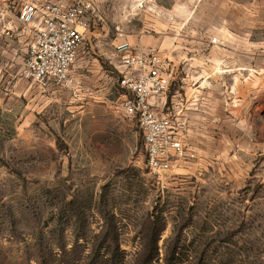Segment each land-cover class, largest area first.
Here are the masks:
<instances>
[{"label": "rangeland", "instance_id": "374dc122", "mask_svg": "<svg viewBox=\"0 0 264 264\" xmlns=\"http://www.w3.org/2000/svg\"><path fill=\"white\" fill-rule=\"evenodd\" d=\"M94 2L84 77L59 87L21 79L19 0H0V264H264V0ZM142 36L200 58L171 82L190 152L162 174L113 107Z\"/></svg>", "mask_w": 264, "mask_h": 264}, {"label": "built area", "instance_id": "2783aa9c", "mask_svg": "<svg viewBox=\"0 0 264 264\" xmlns=\"http://www.w3.org/2000/svg\"><path fill=\"white\" fill-rule=\"evenodd\" d=\"M94 14V0H19L17 26H6L4 32L8 37L17 32L26 39L20 77L59 87L77 82L76 61ZM121 59L120 86L125 94L113 102L114 110L139 126L149 170L169 172L190 152L186 142L190 101L177 94L169 98L174 74L160 54L127 51Z\"/></svg>", "mask_w": 264, "mask_h": 264}, {"label": "crops", "instance_id": "0c3cea01", "mask_svg": "<svg viewBox=\"0 0 264 264\" xmlns=\"http://www.w3.org/2000/svg\"><path fill=\"white\" fill-rule=\"evenodd\" d=\"M16 23H17V21H16ZM12 26H14V25H12ZM16 26H14V28ZM8 38L14 39V41L17 40L19 42V44L23 47V49H24L23 52L26 53L27 45H26V39L24 36H22L16 32L13 37H8ZM121 42L119 44H117V47L120 46V44H122ZM138 43H139L138 45L133 47L131 41H130V43L125 42L122 45L124 47V49L122 51L121 50L118 51L119 55L121 56L127 51L128 52H135V51H139V50H152L153 52H156L165 58L164 66H166V68L168 69L169 72H172L173 74L174 73H176V74L180 73V75L184 76V79L186 82H188V78H193V76L196 75L195 73H197V71L195 72V70H193V73H192L193 75L191 76L192 69L190 72L189 68L193 67V65H195V62H193V61L200 59L199 57L190 58L188 60V59H185L186 57H184V56L176 55L177 54V51H176L177 48H172L170 45H168L167 41H162V39L159 37H157V38L154 37L152 42H151L149 37L142 36L138 40ZM83 50L84 49H81L79 51L77 61H76L77 66H80V68H81L80 69L81 72L78 74L80 81H82V78L84 77L82 75V73H83V70H82L83 64L82 63L84 61L81 60L82 59L81 53ZM202 64H204V63H202ZM180 67H183V69L185 70V74L179 72ZM202 71H204V70L202 69ZM188 83H190V82H188ZM40 85L43 86V85H52V84H40ZM62 89H67V88L65 87ZM102 92H103V90H102ZM124 94H125V91H124ZM186 94L188 95L189 91H187ZM195 97H196V95L194 92V93H192V97L190 98V100L195 98ZM188 123H189V121H188Z\"/></svg>", "mask_w": 264, "mask_h": 264}, {"label": "trees", "instance_id": "16d2710c", "mask_svg": "<svg viewBox=\"0 0 264 264\" xmlns=\"http://www.w3.org/2000/svg\"><path fill=\"white\" fill-rule=\"evenodd\" d=\"M112 229H113V231L116 230L117 226H113ZM45 248H46V246L44 245V242L41 241V243L39 244V250H38L40 252V254L43 252V250ZM39 258H41L40 264H47V256H45L42 253ZM53 263L54 262H52V264ZM89 264H122V258L120 256V253L114 254L110 259H107V258L104 259L102 256H100L98 254H94V257L90 260Z\"/></svg>", "mask_w": 264, "mask_h": 264}]
</instances>
